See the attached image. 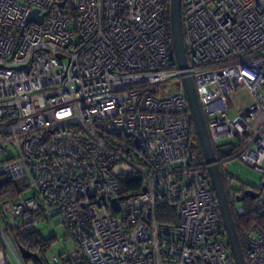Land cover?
Returning <instances> with one entry per match:
<instances>
[{"label":"built area","instance_id":"2783aa9c","mask_svg":"<svg viewBox=\"0 0 264 264\" xmlns=\"http://www.w3.org/2000/svg\"><path fill=\"white\" fill-rule=\"evenodd\" d=\"M168 8L169 0H0V176L26 182L1 212L20 235L62 215L76 250L66 259L51 250L55 264H235ZM33 9L45 13L41 23L26 21ZM181 23L229 205L241 215L246 190L257 193L259 220L239 226L245 260L264 264V178L236 189L227 166L237 158L264 176V0H181ZM133 178L139 189L125 185ZM165 203L174 217L162 224ZM0 234L7 264L15 251L1 225Z\"/></svg>","mask_w":264,"mask_h":264},{"label":"water","instance_id":"95a60500","mask_svg":"<svg viewBox=\"0 0 264 264\" xmlns=\"http://www.w3.org/2000/svg\"><path fill=\"white\" fill-rule=\"evenodd\" d=\"M63 5L64 2H61L60 6ZM44 14L38 15V10L33 9L30 11L26 21L41 23ZM169 26L173 52L178 67L183 70V72L181 73V80L184 86L193 121L196 127L197 137L202 151V155L206 163L209 164L208 174L211 178L212 187L223 220V225L226 232L229 248L235 261V264H247L234 223L232 211L225 193L224 185L221 180L219 169L214 163L215 154L208 135L204 115L199 104L194 82L191 75L186 71V69L188 68V60L184 50L182 37L181 0H169ZM246 193L249 194L252 198H255L257 195V193L253 190H246ZM241 199L242 197L238 198V200ZM17 248L19 253L24 258H37V256L25 249L23 246L19 245Z\"/></svg>","mask_w":264,"mask_h":264},{"label":"trees","instance_id":"16d2710c","mask_svg":"<svg viewBox=\"0 0 264 264\" xmlns=\"http://www.w3.org/2000/svg\"><path fill=\"white\" fill-rule=\"evenodd\" d=\"M67 8H70L69 4H67ZM167 14L169 19V8ZM198 147L200 149V152H202L199 141H198ZM16 183L17 181H10L4 176H0V206L3 201L14 200L19 196L22 188L21 186H17ZM125 185L127 186L128 189H139L140 181L138 180V178L127 179L125 181ZM243 202L245 205V210L244 213L241 215H237L233 207L230 206L237 233L239 232V226L241 224L249 225L252 223H256L259 220L258 216L252 210V198L247 197L243 200ZM157 212H158V220L162 224L170 223L174 217V211L170 206V204L168 203L159 206ZM0 225L2 226L12 248L20 255L19 258L22 264H27L26 263L27 260H32L34 261L35 264H44V261L39 256H37L38 255L37 253H43L49 247L48 245L49 240H45L41 238L37 230L25 235H20L15 233L12 228H9L7 220L4 214L1 212V207H0ZM7 234L11 236L14 244L9 239ZM19 245L23 246L25 249L33 253L35 256H37V258L35 257L24 258L18 251L17 247ZM0 248H2L4 251H8V247L5 241L3 240L1 234H0Z\"/></svg>","mask_w":264,"mask_h":264},{"label":"rangeland","instance_id":"374dc122","mask_svg":"<svg viewBox=\"0 0 264 264\" xmlns=\"http://www.w3.org/2000/svg\"><path fill=\"white\" fill-rule=\"evenodd\" d=\"M234 104L240 102L237 99L233 101ZM231 115H233L231 113ZM4 158V155L0 152V160ZM228 171L237 175L238 181L232 183L234 188H240L241 185L247 184L251 187H257L262 178V174L259 172L251 169L246 164H244L239 159H233L227 164ZM17 186H21L23 188L26 184L25 180L17 181ZM237 207H242L243 202H237ZM4 227V226H3ZM41 238L45 240H49L48 245L49 247L43 253H37L43 261L44 264H55L52 259L50 258V251H59L62 254V259L68 258L69 254L76 250V244L74 239L68 235L64 225H63V217L62 215H54L43 220L36 228ZM9 239L12 241V238L9 234H7ZM13 243V241H12ZM14 244V243H13ZM15 256L18 257L20 261V255L15 251ZM11 253L10 255L6 254V263L7 264H19L17 259ZM21 263V262H20ZM27 264H35L32 260H27ZM22 264V263H21ZM68 264H77L74 262Z\"/></svg>","mask_w":264,"mask_h":264}]
</instances>
